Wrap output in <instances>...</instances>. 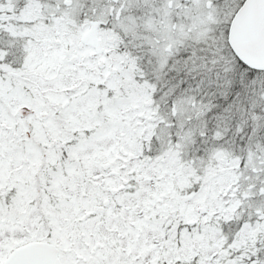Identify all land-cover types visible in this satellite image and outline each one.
<instances>
[{
    "label": "snow or ice",
    "instance_id": "1",
    "mask_svg": "<svg viewBox=\"0 0 264 264\" xmlns=\"http://www.w3.org/2000/svg\"><path fill=\"white\" fill-rule=\"evenodd\" d=\"M0 264H264V0H0Z\"/></svg>",
    "mask_w": 264,
    "mask_h": 264
}]
</instances>
